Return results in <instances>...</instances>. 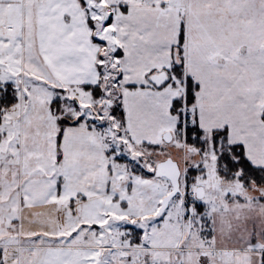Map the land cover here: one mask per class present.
Instances as JSON below:
<instances>
[{"label":"snow or ice","instance_id":"snow-or-ice-1","mask_svg":"<svg viewBox=\"0 0 264 264\" xmlns=\"http://www.w3.org/2000/svg\"><path fill=\"white\" fill-rule=\"evenodd\" d=\"M0 264H264V0H0Z\"/></svg>","mask_w":264,"mask_h":264}]
</instances>
